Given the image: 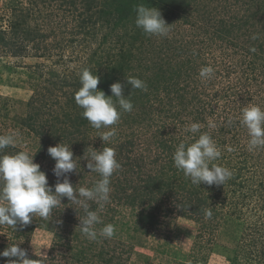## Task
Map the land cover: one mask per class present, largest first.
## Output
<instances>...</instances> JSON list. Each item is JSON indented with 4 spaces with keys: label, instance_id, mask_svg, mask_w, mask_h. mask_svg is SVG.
<instances>
[{
    "label": "rangeland",
    "instance_id": "obj_1",
    "mask_svg": "<svg viewBox=\"0 0 264 264\" xmlns=\"http://www.w3.org/2000/svg\"><path fill=\"white\" fill-rule=\"evenodd\" d=\"M67 1L0 0V30L5 32L4 38L8 43H0V135L15 133L16 143L12 148L35 155V163L39 162L35 157L42 141L26 128L23 121L36 110L40 116L42 114L39 111L45 110L38 124H42L47 117L57 116L61 112L60 107L66 102L65 96L72 92L70 88L63 87L60 80L78 76L80 68L88 64L90 55L98 49L101 55L103 49L99 48L101 35L95 38L84 34L71 35V32L77 34V21L84 6L78 0L77 11L74 7L67 9L70 8ZM102 1L105 3L109 0ZM258 1L197 0L187 12L172 11V20L175 22H167L170 31L166 37L147 35L156 44L149 46L150 54L156 52V56H161V48L165 47L168 49L164 50L162 58L165 53L167 58H173L178 50L184 51L178 63L190 59L195 61L196 81L200 80L201 83L199 86L194 82L188 85L187 89L191 92L189 98L197 95V99L186 110L176 101L168 106L155 103L154 125L141 139L132 137L134 151L129 153L131 158L146 161L144 173H153L158 166L166 165L170 156L158 147L157 139L154 138V135L159 134L157 129L165 127L166 133L173 138L172 142L185 141L188 144L201 133L210 134L219 150L227 149L236 162H246L247 167L243 171L245 185L236 189L238 192L233 199L238 200L240 195L248 194L249 198L242 207L247 213V223L234 220L230 234L224 222H220L214 233H211L207 225L201 226L187 218L165 212L169 210L166 208L158 215L161 221L158 227L149 230L148 234H141L123 228L125 224H134L140 208L115 206L108 202L102 210L97 211L104 222L113 223L115 232L111 238L102 236L100 245L104 243V246L109 247L110 250L105 248L110 252L109 256L115 255L111 250L116 244L124 242L125 246H129L131 253L124 255L122 264H196L194 262L201 263L203 258L206 259L205 264H264V191L260 187L264 184V149L254 152L247 150V130L239 122L241 109L248 104L264 108V0ZM13 7L27 10L26 27L30 28V34H15L8 27ZM251 13L258 14L253 20L257 23L254 28L246 30L245 34V31L236 32L231 36V41L228 38L225 42L216 39L221 21H228L229 24L234 17L244 18ZM227 39L230 43H227ZM177 60L168 61L173 69L178 65ZM208 66L213 68L214 74L204 80L199 72ZM165 68L168 66L165 65ZM159 110L165 111L160 113ZM193 122L201 125L196 134L185 131ZM112 128L115 129V135L107 143L117 148L123 141L120 135L124 130L119 125H113L109 129L91 131L86 141V154L90 146L102 149L104 143L98 136ZM127 133L129 136V131ZM118 137L120 141L116 139ZM227 153L223 152V155ZM83 156L80 153L77 158ZM171 158L173 160V156ZM86 163V160L81 159L78 172L69 174L76 190L80 187L90 188L97 181ZM40 166L44 170L46 168L48 183L54 186L57 180L52 168L47 163ZM110 187L113 192V185ZM226 189L230 191V188ZM227 193L229 202L231 194ZM62 203L48 219L34 218L32 223L24 227L22 235L7 225L0 226V244L7 247L9 243H20V247L28 251L29 258L42 259L43 264H97L100 261L95 255L101 249L89 252V241L93 240L83 235L77 227L83 211L68 200L63 199ZM89 204L90 209L96 205L91 201ZM69 217L71 223L66 221ZM236 244L239 245L234 250ZM80 252L85 253L82 263L76 260ZM227 258L232 261L228 262ZM101 261L106 264L104 259ZM118 262L119 258L114 257L111 264Z\"/></svg>",
    "mask_w": 264,
    "mask_h": 264
},
{
    "label": "trees",
    "instance_id": "obj_2",
    "mask_svg": "<svg viewBox=\"0 0 264 264\" xmlns=\"http://www.w3.org/2000/svg\"><path fill=\"white\" fill-rule=\"evenodd\" d=\"M196 1L197 0H109L104 3L102 0H81L84 11L79 13V19L77 21L78 31L77 34L71 32L72 36L84 34L86 37L91 36L95 38L96 35H101L99 48H103L102 52H100L102 54L99 55L98 51L100 50H96L90 55L87 62L88 64L80 69L88 68L98 75L100 78L98 89L104 91L108 96L111 95L110 85L119 81L124 86V95H128L127 98L130 99L133 104L132 111L122 113L118 121L120 124H116L124 130L123 134L120 135L123 141L120 142L117 148L107 142L103 144L104 147L114 148L116 159L121 165L120 169L114 172L111 177L110 185H113L114 190L110 193L109 202L114 203L115 206L140 208V212L134 224L131 226L125 224L123 226L125 230L128 229L136 233L148 234L149 230L156 229L158 224L161 223L158 215L164 212L166 208L169 210H165V212H171L182 218H187L197 224H201V226L207 225L208 232L212 230L211 233H214L213 230L216 229L220 222H224V226L229 230L230 234L232 225H234V220L245 221V224L247 223L245 219L247 213L243 211L242 207L244 206V201L249 198L248 194L245 193L240 195L241 198L238 200L233 199L236 196V192H238L236 189L245 185L243 171L247 167L246 162H236V158L230 153H227V149L225 151H221L220 149L221 156L213 163L227 167L232 171L233 175L224 186L214 185L211 187L204 184L200 187L192 185L190 181L185 178L183 172L175 168L171 157L173 156L175 148L181 142H172L173 138L166 133L167 130L165 127L157 129L159 134L156 136L154 135V138L157 139L156 142L158 143V147L161 148V151L166 153V155H170L166 165L158 166L153 173H144L143 169L146 167V161L142 158H131L129 156V153L134 151V142L131 140L132 137L141 139V137L146 135L149 129L154 125L155 103L161 106H168L176 101L178 105H181L183 110H186L188 109V105L192 104L193 101L197 99V95H193L192 98H189L191 92L187 89L188 85L194 82L195 85L199 86L201 83L200 80L196 81L197 78L195 76L197 69L195 61L190 59L178 63L179 59H181L180 57L184 55V51L182 52L181 49L178 50V52L176 51L177 53L173 58H167L165 56L167 55L166 53L162 58L164 50L168 49L165 47L161 48V50H163L161 56H156V52L150 54L148 48L150 45L153 47L155 42L150 40V37L147 36L148 34H145L142 29L135 25V8L140 4L147 7H157L162 12V16L166 23H174L175 21L172 20L174 12L172 11L180 10L182 12H187V9ZM78 2V0L67 1L66 3L70 6V8L67 7V9L74 7L77 11ZM252 5L254 6L255 3H252ZM11 11L12 17L9 18L7 23L12 33L30 34V28L26 27V19L28 18L27 10L20 7H13ZM257 16L258 14L256 13H251L244 18L236 16L229 24H227L228 21H221V27L224 28H219L220 30L217 31L218 36H216V39L225 42V39L228 38L231 41V36L236 34V32L242 33L245 31L243 33L245 34L246 30L256 26L257 23L253 20ZM4 35L5 32L0 30V43L8 45ZM228 39L227 43H230ZM73 41L75 42V40ZM154 50L156 49L154 48ZM14 53L20 54V52ZM175 59H178V65H176V69H173L168 61H173ZM165 65L168 66V68H165ZM128 76L143 80L147 85V91L132 89L126 81V77ZM59 83H61L63 87L72 90L71 93L65 96L66 102L60 107L61 112L57 116L45 118L43 126H41L43 123L38 124V120L40 117H44L43 113H45V110L39 111L42 116H40V113L37 114L38 110H36L23 121L26 128L40 137L42 141L41 149L37 153L35 159L39 161L38 163L40 165L47 163L52 169V165L55 164V161L48 155L47 149L50 146H55L58 143L71 145L74 158H77L78 154L86 153V141L91 131H97V129L92 128L89 122L83 118V110L77 106L74 99L76 91H78L81 86L79 75L74 78H63ZM54 86L56 87L57 83H55ZM196 90L197 88L195 87L194 91ZM44 105L46 106V104ZM159 111L160 113H164L165 110ZM49 124L50 126L47 130L46 127ZM127 131H129V136ZM120 138L118 137L116 139L120 141ZM195 139L194 137V140ZM182 142L188 145L185 141ZM17 152H19L18 149L8 146L3 150V153L0 154H15ZM223 152H226L228 155H223ZM243 154L244 153H241L240 155ZM158 158H160V156ZM153 163H156V161L153 160ZM41 170L47 174L48 178L49 173L46 171V168L44 170L41 167ZM92 173L93 177H96L97 180L100 179L98 174ZM134 176H136L135 179H133ZM72 184L75 189V184ZM226 187L230 188V191H227ZM260 187L262 188L261 190L264 191V184H261ZM227 192L231 194L229 202H227ZM64 201H67V198H64ZM176 205H182L183 210L178 209ZM208 208H211L212 211L211 218H206L204 214L205 210ZM225 208L226 211L224 210ZM90 210L97 211L98 205L96 204ZM68 212L70 214L72 213L70 209H68ZM70 220L71 217L66 218L68 223H71ZM106 221L107 220L104 222V220H102V224L96 226L97 229L99 230L104 224H108ZM23 230L24 227L20 228L17 226L16 231H19L21 235L23 234ZM226 233L228 234L227 231ZM102 239V236L98 235L97 239L89 241L91 243L89 244L91 245L89 247V252L92 253L101 249V251L95 255L100 261L97 262V264H103L101 259H104L106 264H111L114 257L119 258L118 264H122L124 262V255H129L131 253L130 247L127 245L125 246V243L122 242L116 244L114 249L111 250L115 255L109 256L110 252L105 250V248L109 249V247L107 245L104 246V243L100 245ZM237 245L239 244L233 246L234 250H237ZM5 248L6 246L0 244V251H3ZM84 254V252H80L77 255V262H83ZM6 260L7 258L0 257V264H6ZM227 261L231 262L232 259L227 258ZM194 263L205 264L206 259L203 258L201 263Z\"/></svg>",
    "mask_w": 264,
    "mask_h": 264
},
{
    "label": "clouds",
    "instance_id": "obj_3",
    "mask_svg": "<svg viewBox=\"0 0 264 264\" xmlns=\"http://www.w3.org/2000/svg\"><path fill=\"white\" fill-rule=\"evenodd\" d=\"M135 25L150 36L166 37L170 25L164 20L157 7H147L143 4L135 8ZM254 51V49H253ZM214 74L212 67L200 69L199 76L210 79ZM80 88L76 91L74 99L82 111V116L92 128L109 129L116 125L124 112H131L133 104L128 95H124V86L119 82L110 85L111 95L98 89L100 78L90 69L84 68L79 74ZM127 84L132 89L147 91L146 83L137 78L126 77ZM240 125L247 130V150L254 152L264 149V108L256 104H248L241 109ZM231 123V120L229 121ZM201 125L193 122L185 131L196 134ZM115 135V129L103 132L100 139L103 143L109 142ZM16 143V134L0 135V153ZM48 155L55 161L52 169L57 182L49 185L47 174L41 170L34 156L27 151L15 154H0V226L7 225L14 231L17 226L26 227L33 219L40 217L48 219L53 210L58 208L64 198L83 211L78 218L80 232L91 240L97 236L111 238L115 226L104 224L99 230L97 225L102 224V219L96 210H90L89 202L98 205L102 210L110 200L111 177L120 169L121 165L116 159L112 147H103L100 150L89 147L83 157L74 158L71 145L58 143L47 149ZM221 156L216 143L208 133H201L194 142L186 145L181 142L173 153V162L176 169L183 172L192 185L200 187L202 184L221 186L231 179L233 173L227 167L213 163ZM86 160L89 172L98 174V179L92 187L74 189L69 174L78 172L80 160ZM183 210L182 205H176ZM76 211V209H75ZM206 218H211V208L205 210ZM0 257L7 258L6 264H43L42 259H31L26 249L20 243H9L0 251Z\"/></svg>",
    "mask_w": 264,
    "mask_h": 264
}]
</instances>
